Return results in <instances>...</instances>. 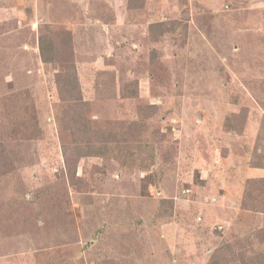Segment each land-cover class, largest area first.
<instances>
[{"label": "rangeland", "instance_id": "1", "mask_svg": "<svg viewBox=\"0 0 264 264\" xmlns=\"http://www.w3.org/2000/svg\"><path fill=\"white\" fill-rule=\"evenodd\" d=\"M227 257L264 264V0H0V264Z\"/></svg>", "mask_w": 264, "mask_h": 264}, {"label": "trees", "instance_id": "2", "mask_svg": "<svg viewBox=\"0 0 264 264\" xmlns=\"http://www.w3.org/2000/svg\"><path fill=\"white\" fill-rule=\"evenodd\" d=\"M52 48H53V45H52ZM43 52H45V50L43 49ZM223 260H221L218 264H226V260L229 259L228 257L227 258H222Z\"/></svg>", "mask_w": 264, "mask_h": 264}]
</instances>
